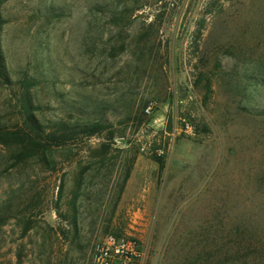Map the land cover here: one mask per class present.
I'll return each mask as SVG.
<instances>
[{
  "label": "rangeland",
  "instance_id": "obj_1",
  "mask_svg": "<svg viewBox=\"0 0 264 264\" xmlns=\"http://www.w3.org/2000/svg\"><path fill=\"white\" fill-rule=\"evenodd\" d=\"M209 1L0 0L14 81L0 85V120L16 122L28 75L43 120L102 117L124 135L105 163L97 136L55 171L11 166L0 144V264H91L110 233L138 238L145 264H264V0L207 13Z\"/></svg>",
  "mask_w": 264,
  "mask_h": 264
},
{
  "label": "trees",
  "instance_id": "obj_2",
  "mask_svg": "<svg viewBox=\"0 0 264 264\" xmlns=\"http://www.w3.org/2000/svg\"><path fill=\"white\" fill-rule=\"evenodd\" d=\"M222 6L220 0H210L207 4L206 12L220 10ZM113 18L117 19L118 17L114 16ZM18 83L21 89L20 97L12 104V107L17 110L16 122L13 125H9L0 120V144L10 149L11 166L20 165L28 160H35L45 170L55 171L58 166V155L60 152L70 151V148L80 141L97 136H102L107 140L101 143L97 151V154H101L100 161L105 163L106 155L111 151L114 140L124 137V135H118L111 123L102 117L83 116L75 117L72 120L63 117L54 121L43 120L37 113L39 105L36 104L34 96V89L38 84V80L24 75ZM2 84L13 85L14 81L9 74L5 55L0 50V85ZM142 112H145L144 109ZM140 121H142V117ZM152 158L159 163L163 162V155L158 152L154 153ZM133 161L134 157L128 160L123 181L119 188V196L124 191L126 182L131 175ZM89 168L85 167L79 171L69 199V203L74 209L72 225L75 230H77V202L82 194L85 174ZM64 188L65 185L62 183L59 186V198L62 197ZM27 208L28 206L24 211L19 212L21 221L25 222L23 226V233L25 234L34 226L30 219L24 217ZM57 211L60 212L58 207ZM8 219L7 215L0 214V229Z\"/></svg>",
  "mask_w": 264,
  "mask_h": 264
},
{
  "label": "built area",
  "instance_id": "obj_3",
  "mask_svg": "<svg viewBox=\"0 0 264 264\" xmlns=\"http://www.w3.org/2000/svg\"><path fill=\"white\" fill-rule=\"evenodd\" d=\"M145 110L151 113L153 105ZM186 128H191L189 123ZM145 260L146 251L138 238L110 233L94 245L91 264H145Z\"/></svg>",
  "mask_w": 264,
  "mask_h": 264
}]
</instances>
